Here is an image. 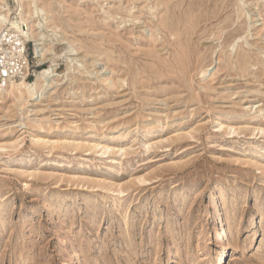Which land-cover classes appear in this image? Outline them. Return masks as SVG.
<instances>
[{
  "label": "rangeland",
  "instance_id": "374dc122",
  "mask_svg": "<svg viewBox=\"0 0 264 264\" xmlns=\"http://www.w3.org/2000/svg\"><path fill=\"white\" fill-rule=\"evenodd\" d=\"M33 2L55 77L0 96V264H264V0Z\"/></svg>",
  "mask_w": 264,
  "mask_h": 264
},
{
  "label": "bare ground",
  "instance_id": "6f19581e",
  "mask_svg": "<svg viewBox=\"0 0 264 264\" xmlns=\"http://www.w3.org/2000/svg\"><path fill=\"white\" fill-rule=\"evenodd\" d=\"M15 1L18 4L16 9L19 16L18 21H15L16 18L15 20L14 18H9L10 13L9 9L6 8L5 0H0V30H8L10 32L17 33L22 36L25 42L33 41L35 58L38 59L39 62H44L47 60L45 52H43L44 44L41 42V38H38L32 34V27L27 24L25 13L20 6V0ZM32 4L34 6L33 0ZM39 13L43 14L42 10L40 8L38 9L37 7H34V14L38 16ZM53 67L54 65L52 64L50 68L43 69L41 72H39L35 81L32 83H28L24 79H21L20 81L11 84L7 88H0V96H2L4 93H8L10 95L17 94L18 99L17 97L16 99L19 100L23 98V95L30 97L33 94H37L53 80V77H55L53 73ZM222 232L223 234L226 233L224 230H222Z\"/></svg>",
  "mask_w": 264,
  "mask_h": 264
},
{
  "label": "built area",
  "instance_id": "2783aa9c",
  "mask_svg": "<svg viewBox=\"0 0 264 264\" xmlns=\"http://www.w3.org/2000/svg\"><path fill=\"white\" fill-rule=\"evenodd\" d=\"M29 67L27 42L17 33L0 30V88L28 80Z\"/></svg>",
  "mask_w": 264,
  "mask_h": 264
}]
</instances>
